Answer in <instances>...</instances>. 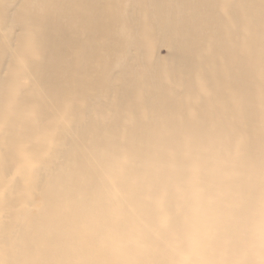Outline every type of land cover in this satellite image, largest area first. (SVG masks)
I'll return each instance as SVG.
<instances>
[{"label":"bare ground","instance_id":"obj_1","mask_svg":"<svg viewBox=\"0 0 264 264\" xmlns=\"http://www.w3.org/2000/svg\"><path fill=\"white\" fill-rule=\"evenodd\" d=\"M0 264H264V0H0Z\"/></svg>","mask_w":264,"mask_h":264},{"label":"rangeland","instance_id":"obj_2","mask_svg":"<svg viewBox=\"0 0 264 264\" xmlns=\"http://www.w3.org/2000/svg\"><path fill=\"white\" fill-rule=\"evenodd\" d=\"M169 56V50L165 47H161L157 50L154 51L153 55H152V59H161V60H165L167 59Z\"/></svg>","mask_w":264,"mask_h":264}]
</instances>
